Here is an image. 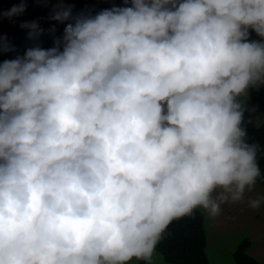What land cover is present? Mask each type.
<instances>
[{
	"label": "clouds",
	"instance_id": "clouds-1",
	"mask_svg": "<svg viewBox=\"0 0 264 264\" xmlns=\"http://www.w3.org/2000/svg\"><path fill=\"white\" fill-rule=\"evenodd\" d=\"M124 3L55 0L63 36L0 62V264H152L173 221L262 175L244 98L264 86V0Z\"/></svg>",
	"mask_w": 264,
	"mask_h": 264
},
{
	"label": "trees",
	"instance_id": "trees-1",
	"mask_svg": "<svg viewBox=\"0 0 264 264\" xmlns=\"http://www.w3.org/2000/svg\"><path fill=\"white\" fill-rule=\"evenodd\" d=\"M73 5L74 15L84 11L86 14L95 15L106 8L125 7L124 0H66ZM20 0H0V13H6L18 6ZM55 0L48 4L37 3L36 0H26V10L11 17L0 15V36L6 38L10 50L0 52V62L23 56L26 50L39 44L42 48L54 46V39L62 37L68 21L63 23L49 19ZM38 21L45 31L38 40L28 37L29 29L22 27L25 22ZM55 28L54 32L49 31ZM252 39H259L254 32ZM249 100L252 108L264 113V86L253 88L249 91ZM251 119V123L248 120ZM244 127L248 133V142L260 146L257 154L261 177L257 184L264 186V121L255 123L252 113L246 112ZM206 215L201 209L194 211L192 216L173 221L169 225L163 238L157 245L156 252L161 254L164 261L169 264H210L205 254L207 232L205 230ZM252 241L244 238L233 252L235 264H263L252 256L249 249ZM138 264H145L138 261Z\"/></svg>",
	"mask_w": 264,
	"mask_h": 264
},
{
	"label": "rangeland",
	"instance_id": "rangeland-1",
	"mask_svg": "<svg viewBox=\"0 0 264 264\" xmlns=\"http://www.w3.org/2000/svg\"><path fill=\"white\" fill-rule=\"evenodd\" d=\"M248 108H252L249 95L244 98ZM252 113L255 123L264 121V113ZM264 196V186L256 183L251 192H247L245 201L236 204H224L221 213L215 218L206 215L205 230L207 242L205 254L210 264H235L233 252L244 238L252 241L249 252L264 264V205L253 210L247 205V200ZM202 210V209H201ZM131 264H138L133 260ZM152 264H169L161 254L155 252Z\"/></svg>",
	"mask_w": 264,
	"mask_h": 264
}]
</instances>
